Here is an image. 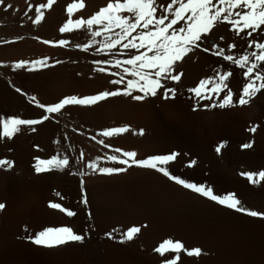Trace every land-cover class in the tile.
I'll use <instances>...</instances> for the list:
<instances>
[{"label": "bare ground", "instance_id": "1", "mask_svg": "<svg viewBox=\"0 0 264 264\" xmlns=\"http://www.w3.org/2000/svg\"><path fill=\"white\" fill-rule=\"evenodd\" d=\"M38 2H43V0H5V5L9 3L13 5V8L8 11H5L4 7L0 6V21L3 22L0 26V60L9 62L17 58H24L30 54H35L37 58L49 54L52 60L57 63L59 62V67L58 70H55L52 74H46L44 77L32 76L29 78V81L32 80L33 83V93L25 89V78H27V76L21 75L8 66L0 68V117L18 116L25 119L38 118L42 111L33 106L30 100L32 96L37 97V93L41 90L48 91V96L55 99L67 94H78L83 96L107 91V88H103L105 87L102 82L103 78L98 77L95 82L98 86H95L90 85L85 79L82 81H73L70 78L63 77L64 70L80 64L81 55L77 53L75 46H82L92 39L87 28L74 29L69 33H61L59 31L70 18L67 13V7L73 3L74 0H56L50 10H44L45 19L42 23L35 25L32 23L31 19L33 13L28 9ZM83 2L85 7L81 10L74 11L71 16L72 20L90 18L100 8L105 7L108 0H83ZM179 26H184V22H181ZM253 36L257 42H264V32L253 33ZM16 38H18V40H23L25 43L21 45L3 46L7 41ZM38 39L52 42L60 39H67L72 48L69 51L52 50L39 44L37 42ZM98 39L99 38H95V41ZM251 39V37L243 33L240 36L235 35L230 24L225 22L218 23L212 33L208 34L200 41V46L194 49L183 61L179 62L178 70L183 73V78L186 81L194 82L206 76V74L211 71V68H209L208 55L209 53L210 56L215 55L217 45L224 48L225 54L239 56L244 52H251L254 50L247 47V42ZM232 43H235L237 48L230 50L226 45ZM204 49H208V51H204ZM134 53L135 50H127L125 53H121V51L116 49L111 52L99 53L90 51L85 56L86 59L90 61H100L125 59ZM16 88L21 89V92H17ZM252 102H254L253 111L257 119H263L264 93L259 94ZM131 104L124 101H114L112 105L104 111L73 108V110L62 111L61 114L56 115L52 120L35 126L37 128L35 132L28 126H22V131L16 134L12 139L4 138V144L1 148L5 149L4 151L9 154L12 160L16 161L17 166L10 172L5 171L4 173L0 170V203L6 205L3 210H0V218L3 219V222H0L1 238L6 229L8 230L11 226L13 227L12 217L18 204L21 202L23 203L22 207H26L33 201L36 203L35 208L39 211L41 210L49 217L53 224H65V221H63L64 214L62 215L61 212L48 207L51 202L50 200L54 198L57 199L60 196L83 198L86 195L87 198L93 201L94 207L96 206L105 210L102 214L104 215L103 217H105L103 218L104 220L98 221L102 226L108 223L107 219L112 220L113 217H115L114 219L121 216L128 217L129 219H133L134 217L135 219V217L139 216L137 217L139 220L146 218L151 221L162 220L164 226L168 227L171 225L170 228L173 230H170V228L168 229L172 232L175 230L176 233L179 234L177 235L178 238L182 239H186V235L189 233V229L192 226H196L197 228V225L194 223L199 221L200 218L212 217V215L215 214H224L227 217L235 214L230 209L217 206L199 197L198 194V196L193 194L194 192H187L183 190L184 188L181 189V187L169 183L161 176L150 171L131 169L120 175L102 177L90 175L84 170L80 160L81 156L78 146L79 138H77L75 132L78 130L82 133V136L83 134L90 135L91 127L101 132V130L112 126L127 127L137 132L143 130L145 139L150 140L152 143L150 149L147 147L151 153L166 154L175 150L192 152L193 155L195 154L201 157V159L225 166L226 169L227 166L239 168L241 165H245L250 169L257 168L259 165L261 168L264 166V159L262 158L264 153L263 150L259 148L256 150L254 148H245V144L240 143L241 141H235L237 140L236 138L235 140H224L225 143L222 144L220 152H217L216 148L221 146L220 141H210L207 139L187 140L171 130L170 127H166L160 121L157 114H154L155 112L152 113L143 107L132 108ZM247 110L248 109H246V111ZM229 112L233 113L234 111ZM201 115L204 119H212L210 116L212 113L202 112ZM240 116L237 115L239 118ZM231 118V120H233V117ZM204 119L203 121H206ZM114 120H116V122H114ZM57 141H59V143H57ZM112 150H114L113 147ZM53 156H68L70 160L69 167L63 171L53 168L51 171L38 174L34 168L37 159H50ZM72 170L77 171L78 174L73 176ZM231 173L234 174L232 171ZM228 174H230V171ZM78 182H85L83 189L78 186ZM230 182L232 184L231 180L228 183ZM224 183L226 184V181L223 182L222 185ZM224 187L229 190L230 193L237 194L244 207L251 210H264L263 185L252 186L240 183L234 186L224 185ZM221 191L223 190L221 189ZM69 207L73 208L74 204L69 205ZM140 210L144 212L141 215L140 212H138ZM229 219L233 218H228V220ZM83 220V214H78L73 226L74 231L77 233L83 230ZM246 220L248 219L245 217L244 221ZM254 221H257L260 226L257 228L255 227V230H253L251 236H249L251 240L253 238V244L250 242L251 244H246V246L236 247L228 244L229 247L225 249L224 255H226V258L231 262L230 264H264V260H258L260 253H264V219L254 218ZM115 222L114 220V223ZM205 222L204 220V223ZM190 230H192V228ZM194 230L196 229L194 228ZM141 234H144L143 228ZM243 241L244 239L242 242ZM78 244L69 243L57 247V249L55 248L53 251V256L59 261H63L67 264H103L102 251L99 247L100 244L94 234L86 237L83 244ZM191 244H193V242ZM195 244L197 245L198 243ZM224 247L227 246L224 245ZM224 247H222V249ZM194 260L196 262L190 263H209L205 261V257L204 260L201 258Z\"/></svg>", "mask_w": 264, "mask_h": 264}, {"label": "rangeland", "instance_id": "2", "mask_svg": "<svg viewBox=\"0 0 264 264\" xmlns=\"http://www.w3.org/2000/svg\"><path fill=\"white\" fill-rule=\"evenodd\" d=\"M168 2H170V0H157V5H158L157 15H160L163 12ZM214 3H215V0H214ZM2 23L3 22L0 21V26ZM87 30L91 34L93 31L98 30V28L94 26L92 29H87ZM116 31H119V29H117ZM95 38H99V39L95 41ZM95 38L92 37V39L89 42H86L82 46H75L77 53L81 55L80 64L76 65L75 67H70L67 69L65 68L66 70H64L65 72H63V77L70 78L73 81L74 80L82 81L85 79L90 83V85H95V86H98L97 84H95V82L97 81V78L99 77V78H103L102 82H103V85L105 86L103 88H107V91L115 90L116 88H123V85H112L110 83L112 78L119 79L120 77L119 75L111 76L109 75V73L116 72L119 74H123L122 69L114 68L111 66L113 60L90 61L86 59L85 55L88 54L90 51H95L96 53L100 52L98 51V49L101 47V45L104 42L105 34H102L101 36H98ZM42 41H45V40L38 39L37 42L52 50L69 51L72 48V46L69 43L65 46H59L58 44L59 40L54 41L53 43H49V44H45ZM7 42L3 46L21 45L25 43L21 39L18 40V38L11 39L10 41H7ZM88 44H91L92 46L88 48V51H84L83 47ZM116 49L121 51V53H125L127 51L126 49H123L121 47H117ZM116 49H113V50H116ZM208 56H209L208 57L209 58L208 59L209 68H211V71L208 73L209 75L206 74V76L194 82L186 81L183 78V75L181 76V79L179 82H175L170 79L167 81H164L165 89L166 88L175 89L174 99L172 98H169L167 100L164 99L163 92L165 91V89H161L158 92L156 97H147L142 101H136L132 99L130 96H118L114 98H108L107 100L101 101L94 106H67L63 111L73 110V108L74 109L75 108H83V109L87 108L90 110L104 111L107 108H109L114 101H119V102L124 101L126 103L127 102L130 104L132 103L131 104L132 108L143 107L152 113L155 112L154 114H157L160 121L166 127L168 128L170 127L171 130L175 131V133L179 134L180 136H182L183 138L187 140L207 139L210 141H217V142L220 141L222 145L225 143L224 140L226 139L235 140L237 138V140L235 141H238V142L241 141L240 143H243V144H251L252 147H250L249 149L254 148L256 150L259 148L260 150H263V153H264V126H262L264 125L263 124L264 117L263 119H260V120L257 119L256 114H254V111H253L254 102H250L248 105H245V106H240L238 103V98H239V95L242 93L243 87L245 86L246 83L249 82L243 75L244 70L240 69L238 66H236L232 62L224 60L223 57L221 56H218V55L210 56V53ZM36 60H46L47 63L43 67L37 66V69L34 71H29L27 67L24 69L14 68V65L20 61L31 62V61H36ZM0 61H1L0 68L4 66H8L14 71L19 72L21 75L27 76V78H25V82H26L25 89H27L30 93H33L32 91H34V89H32L33 87L32 80L29 81V78H31L32 76L33 77H44V75L46 74L47 75L52 74L55 70H58V67H59V64L56 61L52 60L49 54L45 56H40L38 58L35 57V54H32V55L30 54V55L25 56L24 58H17L9 62L6 60H0ZM178 65H179V62H178ZM98 68H104L105 71L99 72L96 70ZM226 72L232 73V75L229 77V80H228L229 89L233 92V105L232 106L223 108V109L219 108L218 106L212 107L213 104L218 105L222 101L223 96L225 95L224 92L219 93V95L217 96L216 94H213L211 91H208L207 95L211 96L212 99H203V98H197L195 96V93L191 91V89L199 87L200 82L203 80L212 81V83L207 85V88L211 89L214 86L218 76ZM128 78L130 77H126V79ZM256 83L259 84V81H257ZM98 93H95V94H98ZM48 94H49L48 91L41 90L37 93V99L41 103H44L47 105V104L58 102L60 99L64 98L65 96L76 95V94H67L65 96L58 97L57 99H55L53 97H49ZM138 94H141V93H133V95H138ZM76 96L84 97V96H89V95L81 96L77 94ZM32 105L35 106L34 103H32ZM193 109H196V110H193ZM234 109L237 110L238 112L235 111ZM246 109L248 110L246 111ZM39 110L42 111V109H39ZM229 111L231 112L234 111V112L230 113ZM239 111L241 112L243 116L240 114ZM202 112H206L209 114L212 113V115L210 116L213 120L204 119L203 116L201 115ZM237 115L238 116L241 115L240 116L241 119L237 117ZM231 117H233V120H231L232 119ZM203 119L206 121H203ZM114 122H116V120H114ZM23 127H21V129ZM116 127H122V126L107 127L104 130H107L110 128H116ZM253 128L255 129V131L251 130ZM104 130H101V132ZM21 131L22 130H20L18 133H20ZM99 133H100V130L94 129L92 127H91L90 135L83 134L82 136V133L80 131L77 130L75 132V134L77 135V138H79L78 146L80 149V156H81V153H83V158L80 157L82 166L84 167V170L90 175H98L102 177H107V176L122 174V173H114L112 175H102L98 171L93 172L92 169H89L87 167V164L90 162H96L100 168L127 167L126 165H120L118 163H113L109 159V157L113 155L120 157V152L115 151L116 149H119L121 151H135L137 153V159H146L152 155H167L170 153H178L176 161L171 162L169 165H167L168 170L172 174L179 176L182 179H185L189 183H197V184H202V185L211 187L213 188L214 192L220 196H224L226 195V193H230V191L227 190L224 187V185L234 186L235 184L237 185L240 183H244V184H249L252 186L254 185L264 186V181H260L258 175L256 177L257 183L255 184L251 183L245 175H242V173L258 174L259 172L264 171V166L261 168L259 165L257 168H254V169L252 168L250 169L249 167L245 165H241L239 168L227 166V169H226L225 166H221L215 162H210V161L201 159V157H198L195 154L193 155L192 152H183V151L175 150V151L168 152L166 154L151 153L149 152V149L152 146L151 141L148 139H145L144 135H140L139 134L140 132L134 131L130 128L128 132H125V133H122L116 136H112V137H103V136H100ZM100 140H103L104 143L101 144L97 142ZM3 144H4V138L0 137V159H8V160L13 161L14 163V167H12L11 169L0 168V170H2V172L5 173V171L10 172L12 169H15L17 166V163L15 160H12V158L9 156V154H7L6 151H4L5 149L1 148V146L3 147ZM112 147L114 148V150H112ZM120 158H123V157H120ZM262 158L264 159V156H262ZM131 169L150 171L152 173H155L161 176L169 183L175 186L177 185L173 181L165 177L162 173H159L155 170L132 166L131 168H128L127 171ZM72 171H73L72 172L73 176H76L78 174L77 171L75 170H72ZM127 171L123 173H126ZM229 171H230V174H228ZM231 171L234 172L235 175L232 174ZM230 180L232 181L233 185L231 184V182L228 183ZM225 181H226V184L224 183L222 185V183ZM78 183H79L78 186L82 188L81 187L82 182H78ZM84 186H85V182H83V188ZM177 186L183 189L182 186L180 185H177ZM221 189L224 192L221 191ZM183 190L187 192L189 191L190 193L192 192L191 190L185 189V188ZM193 194L197 195V193H193ZM60 197H58L57 199L54 198L53 200H50V201L61 203L63 206L68 207L76 211L77 213V215L72 218H69L64 213H62V215L64 214L63 221H65V224H62V225L53 224L52 220L49 217H47L41 210L39 211L35 208L36 203L33 201H31V203L28 204L26 207H22L23 206L22 202L18 204V207L15 210L13 217H12V224H14L13 227L12 226L10 227L11 230L6 229L5 233L2 234V238L0 237V264H67L63 261L62 262L59 261L53 256V251L55 250V248L50 249V248H46L43 246L35 245L30 242V238L33 237L36 233L44 230L45 228L52 227V226L61 227V226L67 225L73 228L78 214H83V217H84V220H83L84 225L82 228L83 230H81L78 233L83 234L86 237L94 234L95 238H97L100 244L99 247L101 248V251H102L103 264H105V262L106 264H164L165 257H161L160 254L155 251V249L159 247V245L162 242H164L165 240H169V239L173 240L174 242L175 241L182 242L185 248L187 249H192L194 247L201 248L202 250L201 257H196V258L194 257V259L201 258L202 260H204V257H205V261L211 264L212 263L230 264L231 262H229V260L226 258V255H224L225 249L228 248L229 245L236 247V246H246V244H251L253 238L251 240V237L249 236H251L253 230H255V227L257 228L258 226H260L258 225L257 221H254L253 217H249L244 213H239V212H236L230 209L232 212L235 213L234 215H230L227 217L224 214H220V215L215 214V215H212V217L209 216L205 218H200L199 221H196L194 223L195 225H197V228L196 226L195 227L192 226L191 227L192 230H190L191 228L189 229V233H187L186 239L185 238L182 239V238H178L177 235L179 234H177L175 230L173 232L170 231V230H173L170 228L171 225H169L168 227L164 226L162 220L151 221L150 219L148 220L147 218L143 220L142 219L139 220L137 218L139 216L135 217V219L134 217L133 219L131 218L132 220L129 219L128 217H123V216L116 217V219H114L115 217H113L112 220L107 219L108 223L102 226L99 222L104 220L103 218L105 217H103L104 215L102 214L105 210L99 207H96V206L94 207L93 201L90 198H87L89 203L87 205H84L82 203V198L63 197V199H61ZM199 197L217 206L226 208L222 205L215 203L214 201L208 200L205 197H202L200 195ZM71 204H74L73 208L69 207V205ZM138 212H140V215L144 213L143 210H140ZM89 213H91V217H89ZM245 217L246 219H248L246 220L247 223L246 221H244ZM228 218H233V219H229L230 220L229 221ZM114 220L116 221L115 223H114ZM204 220L206 221L205 223H204ZM0 222L1 223L3 222L2 218H0ZM232 223H235V224H232ZM237 223L239 224V226ZM130 227H140L141 231L143 228L144 236L140 232L139 234H137V236L132 241L130 242L126 241L124 243H120V241L123 239L122 234L125 233ZM161 227L162 229L164 227V229L162 230ZM168 228H170V230ZM194 228L196 230H194ZM154 230H155V233H154ZM109 233L112 236L111 239H109ZM246 238L247 240L249 238L250 239L247 241ZM8 239L10 240V242ZM243 239L244 241L242 242ZM186 240H188L190 244ZM192 242L193 244H191ZM195 243H198V244L196 245ZM70 244H75V243H70ZM223 244L227 247H224ZM222 247L224 248L222 249ZM173 255L174 254L172 253L166 254V256L169 258H171ZM194 259L193 257H188L186 253L182 252L180 254L179 264H191L190 262H196ZM258 260L260 261L264 260V253L262 252L260 253Z\"/></svg>", "mask_w": 264, "mask_h": 264}, {"label": "snow or ice", "instance_id": "3", "mask_svg": "<svg viewBox=\"0 0 264 264\" xmlns=\"http://www.w3.org/2000/svg\"><path fill=\"white\" fill-rule=\"evenodd\" d=\"M56 0H43L33 5L28 10L33 13L31 17L32 23L39 25L45 19V9L50 10ZM0 6L5 11L13 8L12 4H6L5 0H0ZM85 7L83 0H74L67 7L69 15L68 21L59 29L61 33H69L74 29L87 28L92 29L94 26L98 30L91 33L92 37H98L105 34V39L100 52H111L117 47L126 50H135V53L126 59H114L112 67L122 69L123 74L116 72L109 73L111 76L119 75V79H112V85H123V88L115 90L101 91L95 95L79 97L76 95L65 96L58 102L52 104L41 103L36 96H32L30 102L34 103L42 113L38 118L25 119L18 116L0 117V137L12 139L16 133L21 130L22 126H28L33 132L37 131L35 126L41 125L52 120L56 115L62 113L67 106H94L108 98L118 96H130L136 101H142L147 97H156L161 89H165L164 81L172 80L179 82L182 72L178 70V62L188 57L194 49L200 46V41L208 34L212 33L218 23L225 22L232 26L235 35L240 36L242 33L252 39L247 42L251 52H244L239 56L225 54L224 48L216 46L215 55L222 56L224 60L230 61L240 69L244 70L243 75L249 81L243 87L242 93L239 95L238 103L240 106L248 105L259 94L264 93V42H257L253 33L264 32V0H170L160 15H157V0H108L105 7L100 8L94 15L88 19L72 20L71 16L74 11L81 10ZM181 22L184 26L180 27ZM119 29V31H116ZM135 33V35H134ZM126 41V42H125ZM45 44L53 43L52 41H42ZM69 43L67 39H60L59 46H65ZM91 44L83 47L84 51H88ZM230 50L236 49L235 43L226 45ZM208 51V49H204ZM47 63L46 60L36 61H20L14 65L15 69L28 68L34 71L37 66L43 67ZM59 63V62H58ZM104 72V68L96 69ZM232 75L226 72L218 76L214 86L211 89L207 85L212 83L211 80H203L199 87L191 89L197 98L212 99L207 95L211 91L217 96L224 92L222 101L212 107L221 109L233 105V92L229 89L228 80ZM126 77H130L126 79ZM259 81V84L256 82ZM17 92L21 89L16 88ZM133 93H141L133 95ZM23 94V93H21ZM171 94V95H170ZM163 98H175V89L166 88L163 92ZM196 110V109H193ZM255 131V129H251ZM127 127H116L104 130L99 133L103 137H112L128 132ZM140 135H144L143 130ZM103 144L104 141H97ZM59 143V141H57ZM221 146L216 148L220 152ZM245 148L252 147L251 144H245ZM120 157L115 155L109 157L113 163L126 165L127 167H104L100 168L96 162L87 164L93 172H99L102 175H112L114 173H123L132 166L152 169L162 173L175 184L189 189L210 201L222 205L228 209H232L239 213H244L249 217L264 219V210H251L243 206L241 200L235 193H228L224 196L216 194L213 188L197 184L189 183L185 179L172 174L167 165L176 161L178 153H170L167 155H152L146 159H137L135 151H121ZM83 158V153H81ZM70 160L68 156H53L50 159H37L34 165L35 171L45 173L53 168L60 171L69 167ZM14 163L8 159H0V168L11 169ZM247 179L255 184L257 183V175L260 181H264V171L255 173H242ZM83 188V182L81 183ZM59 195V194H58ZM63 199V197H61ZM82 203L87 205L89 202L86 195L82 198ZM6 207L0 203V210ZM49 208L64 213L67 217L72 218L77 215L76 211L63 206L58 202H50ZM91 217V213H89ZM141 232L140 227H130L123 233V239L120 243L132 241L137 234ZM112 236L109 233V239ZM86 240V236L79 234L71 226L48 227L36 233L30 238V242L46 248H56L69 243H81ZM161 257H165L164 264H179L180 254L186 253L188 257H200L202 250L199 247L192 249L185 248L184 244L171 239L162 242L155 249ZM167 253L174 254L171 258L167 257Z\"/></svg>", "mask_w": 264, "mask_h": 264}]
</instances>
